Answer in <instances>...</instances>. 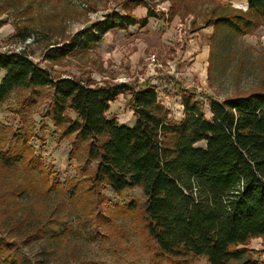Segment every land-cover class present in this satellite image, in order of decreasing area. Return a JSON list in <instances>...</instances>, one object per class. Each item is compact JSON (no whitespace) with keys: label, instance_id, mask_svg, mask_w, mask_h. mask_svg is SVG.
I'll return each instance as SVG.
<instances>
[{"label":"rangeland","instance_id":"rangeland-1","mask_svg":"<svg viewBox=\"0 0 264 264\" xmlns=\"http://www.w3.org/2000/svg\"><path fill=\"white\" fill-rule=\"evenodd\" d=\"M116 12L148 17V25L110 31L87 52L57 62L46 58L50 49ZM235 13L247 15L248 0H0V50L24 51L57 78L89 79L97 85L150 81L177 122L184 117L182 94L193 93L210 118V99L264 91V18L251 15L253 25L246 34L216 28V17ZM28 32L31 36L23 42L18 34ZM3 75L0 70V83ZM51 93L47 88L16 91L0 106L4 147L15 144L14 131H30L33 153L50 178L41 185L35 173L22 171L19 178L0 171V243L13 246L6 252L20 264H170L157 255L146 232L142 188L118 194L100 187L96 200L86 193L79 204L71 203L66 188L90 178L96 166L87 159L86 145L76 147L74 137H63L47 116ZM107 114L134 125L127 94L119 95ZM23 184L31 192L8 193ZM89 202L95 209L91 212ZM248 246L264 260V238ZM193 264L208 263L198 258Z\"/></svg>","mask_w":264,"mask_h":264},{"label":"trees","instance_id":"trees-1","mask_svg":"<svg viewBox=\"0 0 264 264\" xmlns=\"http://www.w3.org/2000/svg\"><path fill=\"white\" fill-rule=\"evenodd\" d=\"M248 6L247 15L220 14L214 25L246 34L253 25L251 15L264 18V0H248ZM147 23L148 17L116 12L45 56L57 62L87 52L110 31ZM18 35L26 42L31 33ZM0 70V106L16 91L38 93L47 88L52 92L47 116L54 127L63 137H74L76 147L86 145L87 159L96 167L90 178L66 188L71 203L79 204L86 193L96 200L102 195L100 187L118 194L139 187L146 197L145 229L160 258L170 264H193L198 258L208 264H264L256 258L258 250L248 246L264 238L263 90L223 101L210 99V118L196 94L183 93L184 117L177 122L150 81L97 85L89 79L57 78L24 51L14 50H0ZM121 94L129 95L132 126L107 114ZM4 130L0 125V171L19 178L22 171L35 173L41 185L48 183V171L30 145V131L11 133L16 142L6 149ZM30 189L23 184L8 193L18 196ZM87 205L91 212L93 204ZM88 208L84 212L93 218ZM12 249V244L0 243V264H20L17 256L6 252Z\"/></svg>","mask_w":264,"mask_h":264},{"label":"built area","instance_id":"built-area-1","mask_svg":"<svg viewBox=\"0 0 264 264\" xmlns=\"http://www.w3.org/2000/svg\"><path fill=\"white\" fill-rule=\"evenodd\" d=\"M153 58H154L153 56L152 57H148V60H153Z\"/></svg>","mask_w":264,"mask_h":264}]
</instances>
